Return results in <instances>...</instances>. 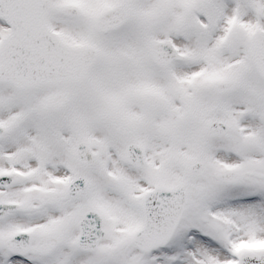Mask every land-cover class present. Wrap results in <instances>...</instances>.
<instances>
[{"label":"snow or ice","instance_id":"snow-or-ice-1","mask_svg":"<svg viewBox=\"0 0 264 264\" xmlns=\"http://www.w3.org/2000/svg\"><path fill=\"white\" fill-rule=\"evenodd\" d=\"M0 264H264V0H0Z\"/></svg>","mask_w":264,"mask_h":264}]
</instances>
